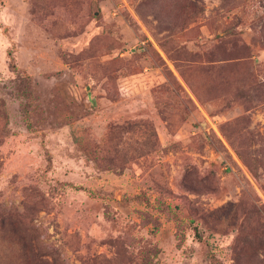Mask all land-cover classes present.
Returning <instances> with one entry per match:
<instances>
[{
  "label": "rangeland",
  "instance_id": "obj_1",
  "mask_svg": "<svg viewBox=\"0 0 264 264\" xmlns=\"http://www.w3.org/2000/svg\"><path fill=\"white\" fill-rule=\"evenodd\" d=\"M0 264H264V0H0Z\"/></svg>",
  "mask_w": 264,
  "mask_h": 264
},
{
  "label": "crops",
  "instance_id": "obj_2",
  "mask_svg": "<svg viewBox=\"0 0 264 264\" xmlns=\"http://www.w3.org/2000/svg\"><path fill=\"white\" fill-rule=\"evenodd\" d=\"M121 176L125 177L124 175H121ZM121 176H120V177H121ZM123 183H126V184H127V183H128V181H127V180H125Z\"/></svg>",
  "mask_w": 264,
  "mask_h": 264
}]
</instances>
